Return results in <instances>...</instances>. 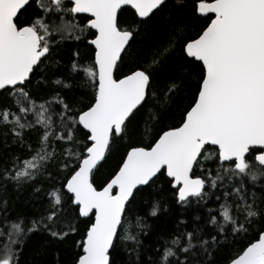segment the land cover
I'll list each match as a JSON object with an SVG mask.
<instances>
[{"label":"snow or ice","instance_id":"6c2138e0","mask_svg":"<svg viewBox=\"0 0 264 264\" xmlns=\"http://www.w3.org/2000/svg\"><path fill=\"white\" fill-rule=\"evenodd\" d=\"M0 149V264H264V0H0Z\"/></svg>","mask_w":264,"mask_h":264},{"label":"trees","instance_id":"16d2710c","mask_svg":"<svg viewBox=\"0 0 264 264\" xmlns=\"http://www.w3.org/2000/svg\"><path fill=\"white\" fill-rule=\"evenodd\" d=\"M171 19H161L157 22L154 29H150L147 32L141 46V54L150 53L151 49L156 44L163 41L168 35L167 29L170 25L174 24L180 17V13L177 9H173L171 13ZM128 14H126V19ZM16 149L13 147L12 149ZM0 151H7V149H0ZM118 159V157H117ZM116 159L110 160L109 163L102 169L99 180H104L108 174L115 168ZM29 191L17 192L10 190L8 195L14 201L13 207L16 212L21 214H31V204L29 202ZM170 197V193H166ZM193 212L196 210L193 209ZM179 209L175 204L169 201V210L160 214L159 218H153L149 223L153 224L156 231L145 237L146 244L154 243L160 234L169 233L176 228V218L179 215ZM191 215V213H189ZM50 238L47 233H41L34 235L27 243L23 255L22 264H71L75 249L71 242H49ZM223 259V258H221Z\"/></svg>","mask_w":264,"mask_h":264}]
</instances>
